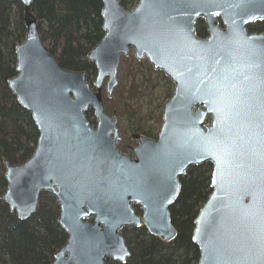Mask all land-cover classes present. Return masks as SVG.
<instances>
[{
  "label": "water",
  "instance_id": "1",
  "mask_svg": "<svg viewBox=\"0 0 264 264\" xmlns=\"http://www.w3.org/2000/svg\"><path fill=\"white\" fill-rule=\"evenodd\" d=\"M21 2L27 32L9 86L39 138L26 162L4 160L1 197L21 220L38 211L43 192L57 199L68 240L52 264L124 263L131 250L123 229L131 226L173 241L181 178L208 162L212 192L192 237L198 264H264V34L248 31L264 21V0H139L133 9L103 0L105 34L88 54L92 83L59 64L41 40L33 0ZM131 51L175 84L157 137L132 135L133 156L119 148L120 118L105 105Z\"/></svg>",
  "mask_w": 264,
  "mask_h": 264
},
{
  "label": "trees",
  "instance_id": "2",
  "mask_svg": "<svg viewBox=\"0 0 264 264\" xmlns=\"http://www.w3.org/2000/svg\"><path fill=\"white\" fill-rule=\"evenodd\" d=\"M138 1L121 0L125 7ZM102 8L103 0H33L39 34L46 49L62 67L85 71L91 83L96 78L97 67L88 54L105 34ZM26 32L21 0H0V264H52L56 251L68 240V234L58 222L60 205L52 194L43 192L40 195L38 211L27 220H21L1 197L8 186L4 160L12 164L26 162L33 155L39 138L31 113L19 103L9 86V79L17 74L16 46L25 40ZM197 32L201 37L208 35L203 19L198 20ZM142 64H148L147 69L157 72L158 77H166L148 60L141 62L132 53L123 56L120 84L112 98L105 93L108 113L116 110L121 119L130 111L124 101L136 95L139 85L134 82L125 95L121 90L125 86L123 77L134 78ZM171 96L172 92L167 90L162 104ZM87 118L92 125L96 123L92 109L87 112ZM157 119L162 123V113ZM137 131L153 136L142 125ZM212 172L213 165L208 162L192 166L181 178V194L170 208L172 222L178 230L174 241H162L150 234L145 226L127 227L123 233L131 257L125 263L112 260L108 263L198 264L200 251L192 237L195 219L212 192Z\"/></svg>",
  "mask_w": 264,
  "mask_h": 264
},
{
  "label": "rangeland",
  "instance_id": "3",
  "mask_svg": "<svg viewBox=\"0 0 264 264\" xmlns=\"http://www.w3.org/2000/svg\"><path fill=\"white\" fill-rule=\"evenodd\" d=\"M139 2V1H138ZM138 2L132 6L127 7L128 9H133ZM135 56V52L131 51ZM136 58V57H135ZM147 59L142 60L141 62ZM122 62V61H121ZM151 65V63L148 61ZM148 64H142L139 66L136 76L133 78L123 77V84L125 86L121 87L124 94H127L128 88L133 85L134 82L139 85L136 95L132 98H127L124 102L128 103L129 112L125 114L119 121V128L122 134V140L119 144V148L130 155L133 156L132 150L129 146H136L138 141L131 136L137 131L139 125L149 131L156 138L162 123L158 121L159 114L163 112V98L167 90L174 93L175 84L166 76L158 77L157 72H150L148 69ZM159 71V70H156ZM122 73L119 72V80L121 81ZM120 97V96H118ZM124 104V103H122ZM141 133V132H140ZM144 134V133H142ZM146 135V134H145ZM130 137V139L128 138ZM126 144V147L124 146ZM125 147V148H124Z\"/></svg>",
  "mask_w": 264,
  "mask_h": 264
},
{
  "label": "flooded vegetation",
  "instance_id": "4",
  "mask_svg": "<svg viewBox=\"0 0 264 264\" xmlns=\"http://www.w3.org/2000/svg\"><path fill=\"white\" fill-rule=\"evenodd\" d=\"M252 25H254V27H252ZM252 25H250L249 26V28H248V31H249V33H263L264 34V21H257L256 23H254V24H252ZM132 137V136H131ZM133 138V137H132ZM51 194V193H50ZM57 200V199H56ZM59 204V203H58ZM171 208V207H170ZM139 212H137L138 214H141V209L139 208V210H138ZM171 211V210H170ZM131 227H133V226H131ZM149 232V231H148ZM155 236V235H154ZM156 237H158V236H156ZM160 238V237H159ZM177 238V237H176ZM161 239V238H160ZM162 241H164V242H166V243H170V242H172V241H170V242H167V241H165V240H163V239H161ZM175 240V239H174ZM173 240V241H174ZM109 260H111V259H107V263H108V261ZM112 261H114V260H112ZM115 262H119V261H115ZM119 263H122V262H119ZM125 263V262H124ZM109 264V263H108Z\"/></svg>",
  "mask_w": 264,
  "mask_h": 264
}]
</instances>
